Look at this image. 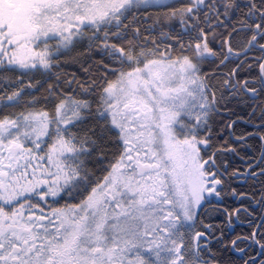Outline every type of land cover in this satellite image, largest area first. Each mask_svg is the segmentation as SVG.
Wrapping results in <instances>:
<instances>
[{"label": "snow or ice", "instance_id": "obj_1", "mask_svg": "<svg viewBox=\"0 0 264 264\" xmlns=\"http://www.w3.org/2000/svg\"><path fill=\"white\" fill-rule=\"evenodd\" d=\"M0 264H264V0H0Z\"/></svg>", "mask_w": 264, "mask_h": 264}]
</instances>
